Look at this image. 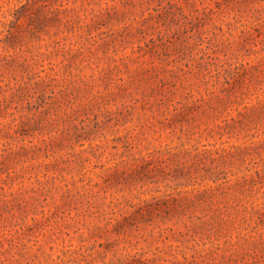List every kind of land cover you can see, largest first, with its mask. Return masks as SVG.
<instances>
[{
    "label": "rangeland",
    "instance_id": "obj_1",
    "mask_svg": "<svg viewBox=\"0 0 264 264\" xmlns=\"http://www.w3.org/2000/svg\"><path fill=\"white\" fill-rule=\"evenodd\" d=\"M0 264H264V0H0Z\"/></svg>",
    "mask_w": 264,
    "mask_h": 264
}]
</instances>
